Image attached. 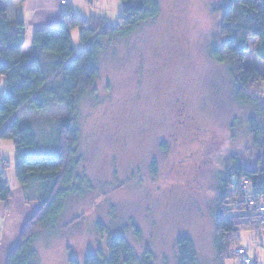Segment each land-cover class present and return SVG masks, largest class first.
Wrapping results in <instances>:
<instances>
[{"label": "rangeland", "instance_id": "1", "mask_svg": "<svg viewBox=\"0 0 264 264\" xmlns=\"http://www.w3.org/2000/svg\"><path fill=\"white\" fill-rule=\"evenodd\" d=\"M113 1H92L95 8L87 12L113 27L122 16L121 8L114 18ZM227 1L160 0L154 23L104 50L95 90L72 117V159L82 194L68 200L53 229L37 233L31 264L81 260L111 236L125 237L140 254L151 252L155 264H176L175 242L184 235L194 244L198 264H240L232 255L239 247L264 264V230L240 232V242L233 239L221 257L215 246V206L232 159L247 169L260 168L247 126L253 112L236 102L226 67L209 56L219 42L221 8ZM72 34L78 54V30ZM256 45L251 39L245 65L263 72ZM255 88L264 102V89ZM2 89L0 81V95ZM18 117L33 124L39 151H54L68 113L63 106H49L41 113L23 109ZM0 155L12 180L11 140L0 138ZM37 189L33 184L22 191L26 204L37 202L33 210L41 206ZM19 192L11 191L7 204L0 202L5 213ZM225 204L229 215L245 216L233 208L232 199Z\"/></svg>", "mask_w": 264, "mask_h": 264}, {"label": "trees", "instance_id": "2", "mask_svg": "<svg viewBox=\"0 0 264 264\" xmlns=\"http://www.w3.org/2000/svg\"><path fill=\"white\" fill-rule=\"evenodd\" d=\"M8 0H0L6 2ZM90 3V0H86ZM122 16L110 27L103 17L77 18L71 7L56 27L33 33L29 51L23 54L26 29L22 20L9 22L0 7V138L12 141L14 171L18 184L38 186L39 210L29 219L18 244L5 264H31L33 242L40 230L53 229L72 196L82 194V180L73 164L76 131L72 117L82 100L93 93L99 77V60L113 42L129 38L143 25L160 16V0H119ZM78 30L82 50L76 54L71 33ZM219 42L209 50L210 58L226 67L233 84V96L240 105L252 110L247 120L251 145L258 153L259 167L247 169L239 159L231 161L221 184L215 206V246L221 257L233 239L240 242V232L264 230V102L255 87L264 89V71L246 67L245 56L251 39L257 40L256 57L264 63V0H228L221 8ZM254 88L256 90H254ZM49 106H63L68 117L63 120L54 151H39V139L30 121L18 114L27 109L41 113ZM3 159L0 155V162ZM8 168L7 165L2 166ZM236 183L234 184V181ZM11 196L5 175L0 172V202ZM245 216L228 214L226 201ZM250 202L252 205H250ZM238 247L239 243L237 242ZM176 264H198L192 240L187 236L175 242ZM254 263L256 261L254 260ZM69 264H155L151 252L138 253L123 236H111L102 248L89 251Z\"/></svg>", "mask_w": 264, "mask_h": 264}, {"label": "crops", "instance_id": "3", "mask_svg": "<svg viewBox=\"0 0 264 264\" xmlns=\"http://www.w3.org/2000/svg\"><path fill=\"white\" fill-rule=\"evenodd\" d=\"M62 1L63 0H8L6 2H0V7L7 11L9 22L22 20L25 25L26 39L23 54H26L29 51L32 36L35 31L56 27L59 24L62 15L66 13L70 7L74 15L79 19L85 20V17L77 15L76 12L84 14V16L92 17V11L89 10L90 14L87 12L88 9L95 8L91 2L100 0H90L89 4L86 0H65V5H62ZM114 1L113 14L115 18L116 15L120 14L122 5L119 0H116V3ZM77 8L79 11H77ZM71 37H73L72 33ZM0 81H2L3 88V79L1 78ZM2 171L11 191H20V200L16 197L17 203L11 204L10 202L8 204L9 212L5 213V209L0 206V223L2 225V229L0 230V264H5L9 252L18 244L20 234L26 222L35 214L40 205L36 210H33V206L31 205H37V202L26 204L24 201V195L22 196V191L25 190V187L22 188L14 176L12 180L7 179L6 172L0 164V172ZM28 188L29 186L27 187V191ZM35 196L38 197V189L36 190Z\"/></svg>", "mask_w": 264, "mask_h": 264}, {"label": "built area", "instance_id": "4", "mask_svg": "<svg viewBox=\"0 0 264 264\" xmlns=\"http://www.w3.org/2000/svg\"><path fill=\"white\" fill-rule=\"evenodd\" d=\"M66 4V1L63 0L62 1V5H65ZM250 205H252V203L250 202ZM259 211L260 212H264V207L261 205L259 206ZM232 255L235 259H238L240 261V264H256L254 263V259H251L248 255V252L239 247V248H236L233 252H232Z\"/></svg>", "mask_w": 264, "mask_h": 264}, {"label": "flooded vegetation", "instance_id": "5", "mask_svg": "<svg viewBox=\"0 0 264 264\" xmlns=\"http://www.w3.org/2000/svg\"><path fill=\"white\" fill-rule=\"evenodd\" d=\"M180 111H181V109H180ZM188 118V117H187Z\"/></svg>", "mask_w": 264, "mask_h": 264}]
</instances>
